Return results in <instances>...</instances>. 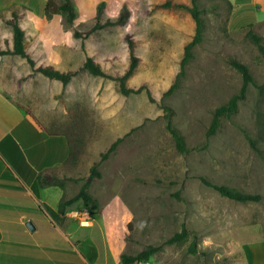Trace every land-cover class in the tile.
<instances>
[{"label": "rangeland", "instance_id": "rangeland-1", "mask_svg": "<svg viewBox=\"0 0 264 264\" xmlns=\"http://www.w3.org/2000/svg\"><path fill=\"white\" fill-rule=\"evenodd\" d=\"M101 1H106L101 22L124 11L128 16L120 24L93 30ZM167 1L191 2L74 0L79 17L73 24L61 14L32 15L25 5H0V49L13 48L8 20L18 8L36 66L54 63L61 71L75 72L63 91L61 81L34 71L26 58L0 56V89L30 105L52 133L65 135L69 152L76 146L77 163L58 171L64 188L50 187L53 204L77 194L88 180L99 202L94 208L78 201L67 212L63 224L76 227L78 254L68 242L63 246L52 223L39 227L57 246L35 253L42 260L37 264H81V257L123 264L122 254L135 255L150 245L159 250L136 264H264V54L248 35L252 30L264 43V0H198L203 40L171 94L166 92L180 72L195 21L187 9L160 6ZM74 29L89 34L75 38ZM128 37L136 40L141 58L129 84H147L154 100L146 90L122 94L113 78L130 62ZM87 57L108 76L82 68ZM233 59L249 66L256 84L249 85L238 111L208 136L214 110L243 85ZM163 105L173 110L188 152L177 149ZM119 137L115 152L98 167L102 176H91L94 162ZM201 176L262 198L231 199ZM184 229L186 239L168 243Z\"/></svg>", "mask_w": 264, "mask_h": 264}, {"label": "trees", "instance_id": "trees-1", "mask_svg": "<svg viewBox=\"0 0 264 264\" xmlns=\"http://www.w3.org/2000/svg\"><path fill=\"white\" fill-rule=\"evenodd\" d=\"M105 5H106V1H101L98 6L97 22L95 26L93 27V30L120 24L124 21L126 16H128L129 14V11H124L117 18L108 17L106 21L101 22L102 15L105 9ZM160 6L187 9L191 13L195 21V33L193 37L191 38V40H189L184 45V55L180 61V67H181L180 72L174 84L166 92V94H171L174 92L175 88L178 86L179 78L185 74V68L187 64L193 58L195 46L201 43L203 40L205 21L202 16L203 10L199 6L198 0H191L190 3L167 1L166 3H163ZM45 13L49 17H51L54 14H61L63 16V19L68 24H73L74 21L78 17V9L76 7L74 0H59V1L58 0H47L46 5H45ZM20 17L21 15H20L19 9L18 8L13 9L12 17L8 20V23L11 25L12 30H13V40H14L13 48L12 49H0V56L14 54V55H20L26 58L29 64L31 65V67L34 69V71L40 72L43 75L49 77L50 79H56V80L61 81L63 84V91H64L67 85L70 83L72 77L75 75V72L61 71L60 69L56 67L54 63L36 66L35 60L32 58L31 53L27 49V43H26L27 35H26L25 30L20 24ZM88 34L89 32L84 35L78 29L73 30V36L75 38H83L84 36L85 37L88 36ZM248 35L258 45L260 51L264 54V43H263L262 36L255 33L252 30L248 32ZM128 45L130 49V62L128 64V67L122 74H118L114 76L113 78L117 81L119 90L122 94L131 95L134 93H141L143 90H146L150 99L154 100L152 96V91L148 87L147 84L141 85L140 87H137V88L132 87L129 84L130 79L134 76V74L136 73V71L138 70L141 64V58L136 54V45H137L136 40L131 37H128ZM232 63L241 72L243 76V85L241 89L237 93H234L226 103L218 106L214 110L213 119H212L211 125L207 132L208 136H212L216 134L222 125V120L224 118H230L238 111L240 102L247 95L249 85L251 83L256 84L255 77L252 74L247 64L239 60H236V59H233ZM82 68L87 69L89 72H91L94 75L108 76L103 70L101 64L98 63L92 57H87V59L84 61L82 65ZM15 104L22 111H24L25 113L30 115L34 120H36V122L40 125L42 129L50 131L35 116L33 109L30 105H25L17 101H15ZM163 110L165 112L164 117H165L167 129L172 134L175 140L177 149L182 153L188 152L189 147L187 146L186 138L182 134V132L179 130V128L175 126L173 122V110L171 109V107L167 105H163ZM51 134H55V133L51 132ZM249 139L251 143L254 144L253 139L251 137H249ZM121 141H122V137L117 138L107 149H105L101 153L100 159L94 162L93 166L91 167V176H94V177L102 176L101 172L98 170L99 165L104 160L108 159L109 156L113 152H115V150L117 149ZM77 155H78V152L76 150V146L72 145L67 159L62 164L56 165L54 167L46 168L39 174L38 184L41 187L59 185L58 187L63 189L64 184H63V181H61L58 176V171L61 168L69 169L70 165L74 166L77 163V158H78ZM200 178L206 184L218 190L220 194H222L223 196L229 197L231 199H235V200L242 201V202H247V201H257L262 198L260 194L244 192L242 190L228 186L223 183L213 182L209 180L206 176H201ZM89 186H90V181L88 180L82 185V187L80 188L77 194H75L74 196L68 199L60 200L57 208H53L49 205H44V209L46 213L52 218V220L55 223L63 225V223L66 220V216H67V212L69 208L75 203H77L78 201H82L84 205L87 207L92 206L94 208H98L99 202L90 193ZM187 232H188L187 229H184L182 232L176 233L173 237L168 239V243L183 241L187 237ZM88 248H91V246L90 245L86 246L87 251H88ZM158 250H159V247L150 245L135 255H129V254L124 253L121 256V259H122L123 264H136L140 261L148 260ZM192 250H195V248L192 247ZM88 257L90 259L95 258L94 255H90V254Z\"/></svg>", "mask_w": 264, "mask_h": 264}, {"label": "crops", "instance_id": "crops-1", "mask_svg": "<svg viewBox=\"0 0 264 264\" xmlns=\"http://www.w3.org/2000/svg\"><path fill=\"white\" fill-rule=\"evenodd\" d=\"M46 2L3 0L0 5H25L29 8L27 13L33 15L37 11L45 12ZM68 155L65 135L51 134L42 129L7 92L0 89V264L15 263V260L18 264L42 262L35 253L57 246L50 234L46 236L43 230L39 231L46 222L54 225V234L57 238L59 236L63 246L68 242L67 246L72 245L78 254L79 247L74 239L76 227L52 220L44 205L57 208L60 201L53 204L49 192L52 186L41 187L38 184V176L44 169L62 164ZM30 222L35 229L29 228ZM81 264H97V260L85 261L81 257Z\"/></svg>", "mask_w": 264, "mask_h": 264}, {"label": "water", "instance_id": "water-1", "mask_svg": "<svg viewBox=\"0 0 264 264\" xmlns=\"http://www.w3.org/2000/svg\"><path fill=\"white\" fill-rule=\"evenodd\" d=\"M28 226H29V228H31V229H35V225H34L32 222L28 223Z\"/></svg>", "mask_w": 264, "mask_h": 264}]
</instances>
